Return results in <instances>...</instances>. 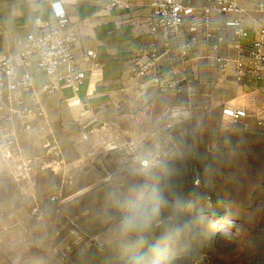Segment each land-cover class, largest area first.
I'll return each instance as SVG.
<instances>
[{
    "label": "rangeland",
    "instance_id": "374dc122",
    "mask_svg": "<svg viewBox=\"0 0 264 264\" xmlns=\"http://www.w3.org/2000/svg\"><path fill=\"white\" fill-rule=\"evenodd\" d=\"M78 120L0 155V264H264L255 120L139 82Z\"/></svg>",
    "mask_w": 264,
    "mask_h": 264
},
{
    "label": "crops",
    "instance_id": "0c3cea01",
    "mask_svg": "<svg viewBox=\"0 0 264 264\" xmlns=\"http://www.w3.org/2000/svg\"><path fill=\"white\" fill-rule=\"evenodd\" d=\"M110 1L0 0V58L13 51L17 38L29 33L35 17L50 16V4L60 2L71 22L78 24L80 44L76 55L87 75L76 95L71 90L61 91L45 102L46 120L31 121L29 130L18 127L19 132L49 128L51 124L72 129V125L80 123V117L104 107L112 94H125L134 82L167 90L169 84L176 83L178 92L207 98L220 113L223 108L247 112L249 117L243 120L248 122H254L253 115L264 110V81L238 82L231 71L221 75L212 53L203 44L188 61L172 63L170 56L177 54L178 45L189 36L188 30L184 28L179 38L172 41L171 50L166 54L162 41L148 32L150 0H124L130 1L128 10H108L106 5ZM259 2L264 0H237L246 11L245 24L251 33L257 28L255 22L262 18L256 7ZM194 3L202 5L203 0H194ZM250 43L251 40L243 43L245 54L250 50ZM86 51L94 54L87 63L84 61ZM219 56L235 59L239 52L226 47ZM153 58L156 59L154 62ZM149 63L145 74L137 76L139 70ZM33 76L36 85L46 81L40 71L35 70Z\"/></svg>",
    "mask_w": 264,
    "mask_h": 264
},
{
    "label": "built area",
    "instance_id": "2783aa9c",
    "mask_svg": "<svg viewBox=\"0 0 264 264\" xmlns=\"http://www.w3.org/2000/svg\"><path fill=\"white\" fill-rule=\"evenodd\" d=\"M147 18L149 34L162 41L165 53L171 50L172 41L178 39L184 28L189 36L178 45V52L170 56L172 63L188 61L203 44L212 53L218 72H233L238 82L264 81V2L257 4L261 21L251 33L246 27V11L237 0H150ZM130 8V1L111 0L106 9ZM50 16H37L26 36L19 37L13 51L0 58V155L10 161L20 153L17 141L18 127L29 130V122L46 120L45 102L63 90L76 95L87 79L86 69L77 60L80 44L78 24L71 22L60 2L50 4ZM251 40L248 54L243 51L244 41ZM239 52L235 59L220 57L224 48ZM94 58L86 51L84 61ZM156 59L153 58V62ZM141 68L137 76H143ZM40 71L46 81L36 85L33 72ZM177 90L176 83L168 86ZM222 117L238 122L249 117L243 110L222 109ZM257 127L264 132V110L253 115Z\"/></svg>",
    "mask_w": 264,
    "mask_h": 264
},
{
    "label": "trees",
    "instance_id": "16d2710c",
    "mask_svg": "<svg viewBox=\"0 0 264 264\" xmlns=\"http://www.w3.org/2000/svg\"><path fill=\"white\" fill-rule=\"evenodd\" d=\"M155 253H156V256L159 257V256H160V249H159V248L156 249V250H155Z\"/></svg>",
    "mask_w": 264,
    "mask_h": 264
}]
</instances>
